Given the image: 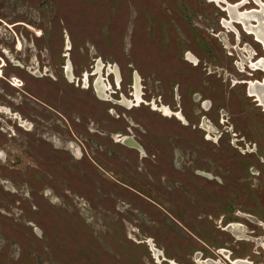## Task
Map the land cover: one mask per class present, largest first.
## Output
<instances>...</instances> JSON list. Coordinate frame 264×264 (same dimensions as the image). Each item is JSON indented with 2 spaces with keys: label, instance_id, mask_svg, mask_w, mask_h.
I'll return each mask as SVG.
<instances>
[{
  "label": "rangeland",
  "instance_id": "374dc122",
  "mask_svg": "<svg viewBox=\"0 0 264 264\" xmlns=\"http://www.w3.org/2000/svg\"><path fill=\"white\" fill-rule=\"evenodd\" d=\"M238 3L0 0V264H264V46ZM98 60L106 97L82 90Z\"/></svg>",
  "mask_w": 264,
  "mask_h": 264
},
{
  "label": "bare ground",
  "instance_id": "6f19581e",
  "mask_svg": "<svg viewBox=\"0 0 264 264\" xmlns=\"http://www.w3.org/2000/svg\"><path fill=\"white\" fill-rule=\"evenodd\" d=\"M215 1V0H214ZM213 2V0H212ZM221 3V2H220ZM239 4V3H238ZM243 3L237 5V6H233V7H228V11L231 13L232 15V18L235 19V21L243 24V26L245 27V30L249 33V34H252L255 36V38L257 39V41H259L260 43L263 44L264 46V22H262V18L264 16V5H261V11L259 13H256V12H251V13H240V12H237V9L239 6H241ZM236 5V4H235ZM227 9V8H226ZM234 14V15H233ZM252 21H257L258 25L256 26H253L251 24ZM224 25L226 27L228 26H231L232 22H223ZM238 41V40H237ZM70 46V45H69ZM69 49V48H68ZM187 59L193 63L194 65H196L198 63V60L197 58L188 52L187 54ZM250 63V62H249ZM199 64V63H198ZM254 67L255 70H257L258 68H262L264 69V61L261 59L259 60V63L258 64H254V65H251ZM69 67H70V61H69ZM110 68V67H109ZM113 69V68H112ZM69 70V69H68ZM94 70V69H93ZM101 71H102V64L101 62H98L97 64V67H96V71L95 73H97L99 75L98 79H97V82H96V88L100 94V96L102 97H106V92L108 90V87L109 85H107L105 83V81L103 80L102 76H101ZM111 71V70H110ZM94 73V74H95ZM114 73H115V76H116V79L117 81L120 80V74L118 72V70L115 68L114 69ZM69 76H70V72H69ZM87 77V75H85ZM114 76V77H115ZM85 77V78H86ZM72 78V75L71 77ZM116 81V80H115ZM135 89H136V92H135V98H136V104L138 105L139 102L141 101V97H140V94H139V83H138V77L136 76V80H135ZM111 88V87H110ZM109 91V90H108ZM249 95L250 96H256V98L258 99V101L263 104L264 103V82H262L261 84L259 83H250V86H249ZM130 101V100H129ZM126 103V100L124 99L123 103ZM128 105L130 104L129 102L127 103ZM166 106V105H165ZM206 106V105H205ZM164 114L166 115H169L171 114V111L164 107L162 108ZM0 111H6V109L0 107ZM174 114V113H173ZM181 114V113H180ZM178 114L177 116L182 118V116ZM185 121V120H184ZM129 138V137H128ZM126 140V139H125ZM131 140V139H130ZM120 142V141H119ZM135 142V141H134ZM137 144V143H136ZM129 146V144H128ZM139 147V146H138ZM132 148V147H131ZM142 154V153H141ZM144 155V154H142ZM145 156V155H144ZM152 242V241H151ZM150 242V244H152ZM155 249V248H154ZM223 252V251H222ZM246 261V260H245ZM238 262L236 261L235 264H250L249 262ZM214 264V263H213Z\"/></svg>",
  "mask_w": 264,
  "mask_h": 264
},
{
  "label": "flooded vegetation",
  "instance_id": "af4514ba",
  "mask_svg": "<svg viewBox=\"0 0 264 264\" xmlns=\"http://www.w3.org/2000/svg\"><path fill=\"white\" fill-rule=\"evenodd\" d=\"M63 58H66V54L63 56ZM185 60L187 61V62H189L190 64H192V65H194L193 63H191L188 59H187V57H185ZM98 62H101V64H102V71H101V75H102V73H103V75H104V70H105V68H106V65H104L103 63H102V61H100V60H98ZM98 62L96 61V63H95V66L94 67H92V68H90V70H86L85 71V73H83L82 74V76H83V78L81 79V81H82V83H81V85H83V87H82V90H90V89H92L93 87H94V84H93V82H92V80H90V78H92L93 76H96V78L98 79V77H99V75L97 74V73H95V71H96V67H97V64H98ZM198 63H199V60H198ZM198 63L196 64V65H194V66H197L198 65ZM69 69V70H68ZM94 69V70H93ZM111 70V71H110ZM72 71V74H70V76H69V72H71ZM74 70H73V68H72V65H71V62H70V67H69V61H68V63L66 64V63H64L63 65H62V70H61V72H62V78H63V80L65 81V82H67V83H69V84H75V80H77V78H76V76H75V74H74V72H73ZM95 73V74H94ZM87 74V77L85 76ZM71 75H72V80L70 81V77H71ZM102 75V78H103V80L105 81V83H106V80H105V78H104V76ZM108 75H111L112 77H113V81H114V83L116 84V86H117V84H118V88H116V90H114V91H112L111 92V94H114V95H116L117 96V99H115V98H113V101L115 102V104H117V105H120V107H123L124 109H127V110H131V109H134V108H138L139 107V104H141V103H143V102H139V104L137 105L136 104V98H135V92H136V89H135V78H134V74H133V81H132V90H131V98H132V100H130V99H128V98H126L124 95H123V93L121 92V87H119L120 85H121V83H122V78L119 80V81H117V79H116V76H115V73H114V68L112 69H109L108 70ZM115 76V77H114ZM120 76V75H119ZM39 78H41V79H43V78H45V77H49V78H52L53 80H54V82H57L58 81V79H55V77H52V76H50V75H42L41 74V72L39 73V76H38ZM86 77V78H85ZM115 78V79H114ZM116 80V81H115ZM96 82H97V80H96ZM107 84V83H106ZM108 85V84H107ZM96 86V85H95ZM110 86V85H109ZM109 91H110V89H108ZM107 90V92H106V94L109 92ZM98 94H99V92H98ZM100 95V94H99ZM102 97V96H101ZM124 99L126 100V103L124 102L123 103V101H124ZM130 100V101H129ZM105 102H112V101H110V100H104ZM121 101H122V103L123 104H120L121 103ZM130 103V105H128L127 103ZM132 104V105H131ZM43 105V104H42ZM162 113V112H161ZM167 116V115H166ZM173 116H175V115H173ZM129 137V138H128ZM126 139V140H125ZM131 139V140H130ZM115 140V139H114ZM118 141H116V143H119V144H121V145H123L124 147H126V148H128V149H133V150H135L137 153H139L140 155H142V154H144V155H142V157H147V154L145 153V150L146 149H144V147H143V145L136 139V137L135 136H133L132 134H131V132L130 131H128L127 133H125V134H123V135H118V139H117ZM120 141V142H119ZM135 141V142H134ZM137 143V144H136ZM128 144H129V146H128ZM135 145V146H134ZM139 146V147H138ZM132 147V148H131ZM142 153V154H141Z\"/></svg>",
  "mask_w": 264,
  "mask_h": 264
},
{
  "label": "water",
  "instance_id": "95a60500",
  "mask_svg": "<svg viewBox=\"0 0 264 264\" xmlns=\"http://www.w3.org/2000/svg\"><path fill=\"white\" fill-rule=\"evenodd\" d=\"M186 57H187V55H186ZM206 106L205 107H208V103H206L205 104ZM135 146V145H134ZM205 177H207V178H209V179H212V176L210 175V174H203ZM38 233H40L39 231H38Z\"/></svg>",
  "mask_w": 264,
  "mask_h": 264
},
{
  "label": "snow or ice",
  "instance_id": "6c2138e0",
  "mask_svg": "<svg viewBox=\"0 0 264 264\" xmlns=\"http://www.w3.org/2000/svg\"><path fill=\"white\" fill-rule=\"evenodd\" d=\"M245 2V0H241V3H244Z\"/></svg>",
  "mask_w": 264,
  "mask_h": 264
}]
</instances>
